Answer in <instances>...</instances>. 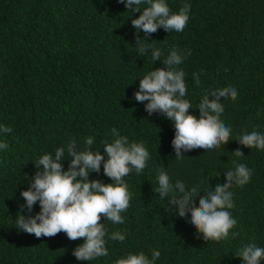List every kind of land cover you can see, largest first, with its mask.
<instances>
[{"label": "trees", "instance_id": "trees-1", "mask_svg": "<svg viewBox=\"0 0 264 264\" xmlns=\"http://www.w3.org/2000/svg\"><path fill=\"white\" fill-rule=\"evenodd\" d=\"M166 2L173 13L190 5L186 28L161 27L147 37L141 30L137 43L132 19L143 8L132 13L120 0H0V128L12 129L0 131V142L8 144L0 149V264H116L141 251L151 259L153 250L161 253L155 264H243L236 254L244 245L264 248V150L237 140L252 131L264 134V0ZM141 45H150L144 56L138 53ZM154 49L162 52L155 62ZM173 49L185 57L178 67L185 72L190 113L199 117V102L205 95L212 99L214 91L235 87L238 92L236 100L221 98L229 142L214 151H185L183 159H176L172 145L174 122L150 115L147 102L134 99L140 80L165 68L163 59ZM113 128L129 143H143L150 154L143 172L133 169L124 178L132 193L121 213L124 223L102 217L108 236L120 231L125 240L106 236L108 255L87 261L73 255L83 239L69 240L64 232L37 238L19 230L20 215L41 211L37 202L29 212L21 196L38 170L35 160L64 147L67 170V145L75 140L85 150L88 137L94 139L91 150L107 160L103 147L117 138ZM237 149L244 155H234ZM233 161L252 169L248 183L229 189L235 205L229 211L237 224L229 238L205 241L190 222L191 213L180 217L169 196L160 199L158 175L165 171L173 184L197 186L206 195L227 182ZM89 179L113 182L103 163ZM195 202L199 206L198 197Z\"/></svg>", "mask_w": 264, "mask_h": 264}, {"label": "clouds", "instance_id": "clouds-1", "mask_svg": "<svg viewBox=\"0 0 264 264\" xmlns=\"http://www.w3.org/2000/svg\"><path fill=\"white\" fill-rule=\"evenodd\" d=\"M126 8L142 14L132 19V26L137 30V43L140 42L139 32L142 30L145 37L150 36L163 27L168 32H182L188 23L190 5L184 4L178 12H171L166 0H120ZM147 5L146 7H141ZM135 6V7H133ZM150 45H141L138 49L140 56H144ZM190 55V52L187 53ZM160 49L152 51V61L161 59ZM184 56L177 49L163 59L165 68L151 70L140 80L139 90L134 94L138 102H147L146 111L151 115L159 113L174 122L175 136L172 145L176 159H183L184 152L203 148L206 152L214 151L226 145L231 139V129L221 121L224 112L221 98L236 100L238 92L235 87H225L214 91L209 98L205 95L199 102L200 115L189 112L191 102L185 99L187 85L185 72L178 66L182 64ZM199 84V75L193 74ZM10 127H2L0 131L11 132ZM117 137L114 142H104V152L107 160L100 151L91 150L94 143L92 137L85 141V150H79L75 140L67 145V157L70 165L64 169V147L57 148L55 155L44 154L35 160L38 169L31 186L21 193L26 200V207L32 211L39 202L41 211L35 215L25 217L20 215L16 220V227L37 238L42 236L53 237L60 232L66 233L69 240L83 239L85 242L73 250L78 260L92 261L98 257L108 255L106 247L108 236L102 217L113 224L124 223L122 212L130 206L132 193L124 178L133 169L137 173L143 172L150 159V154L143 143H129L127 137H121L117 129L111 130ZM241 145L249 148L264 150V134L257 131L245 133L238 139ZM8 144L0 142V149H7ZM237 157L243 156L242 150L234 152ZM111 178L112 183H103L99 179L90 180L92 171L101 170ZM234 170L226 173L227 182L217 184L215 190H207L201 195L197 186L187 189L185 184L177 181L173 184L167 172L160 171L158 175V191L160 199L170 197V204L175 206L176 214L188 217L205 241H221L229 238L230 230L237 224L231 215L234 208L233 193L229 190L233 185L243 186L251 180L252 169L244 164L236 163ZM199 198V206L196 198ZM239 233H232L237 236ZM113 241L123 242L125 235L120 231L108 236ZM159 250H153L152 257L143 252L128 254L120 258L116 264H155L160 257ZM243 258V264H261L264 260V248L255 243L244 245L236 254Z\"/></svg>", "mask_w": 264, "mask_h": 264}]
</instances>
